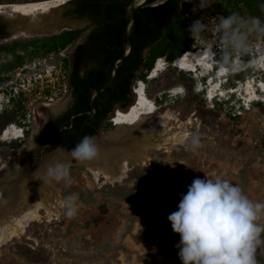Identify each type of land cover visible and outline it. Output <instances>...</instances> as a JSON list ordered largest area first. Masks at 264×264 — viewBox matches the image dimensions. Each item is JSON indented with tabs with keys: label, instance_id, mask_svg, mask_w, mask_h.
<instances>
[{
	"label": "rangeland",
	"instance_id": "rangeland-1",
	"mask_svg": "<svg viewBox=\"0 0 264 264\" xmlns=\"http://www.w3.org/2000/svg\"><path fill=\"white\" fill-rule=\"evenodd\" d=\"M70 1L51 4L47 13L26 15L11 7L3 9L0 44L31 41L69 30H80V38H84L94 24L67 18V11L74 7ZM198 3L199 0L181 1V24L175 30L185 29L190 51L208 48L211 56L215 55L214 61L219 68L223 66L224 47L215 26L219 16L226 17L224 2L204 0V8L197 7ZM242 17L251 18L246 11ZM197 19L208 24V30L194 41L188 28ZM249 40L251 51L233 56L232 63L237 59L241 69L245 68L241 63L248 61L257 62V65L235 75L229 68L231 74L228 72L211 88L207 84L210 79L201 78L203 71L194 74L182 71L166 57H163L165 69L159 77L149 80L152 71L147 73L144 83L149 97L162 112H169L167 128L178 132L184 125L183 135L198 133L202 148L191 150L187 144L178 143L153 149L149 165L130 160L126 179L117 184L96 180L84 164L68 155L72 184L55 182V185L63 199L71 194L78 195L77 214L69 218L63 210L60 218H51L42 211L40 218L26 223L24 234L0 248V264H182L176 247L180 236L173 232L168 216L178 210L181 194L186 193L195 178L227 179L239 185L250 200L264 203V91L259 90L264 88L261 69L264 68V40L255 34ZM72 48L73 45L68 47L67 56ZM44 56L42 53L32 58L26 56L24 64ZM62 58L57 54L56 61ZM11 62V58L0 57L1 79L16 81L20 78L17 69L8 77L1 71ZM70 62V58L64 59V69L68 73ZM222 68L225 73L228 67ZM208 73L213 76L212 70ZM141 81L138 78L134 87ZM208 89H211L212 101L206 97ZM29 90L20 92L10 103L6 102V111L0 115V221L23 215L25 210H17V207L32 191L31 183H39L46 166L60 157V153L41 152L40 135L51 117L68 108L70 90L65 92L64 88L46 84H36ZM2 91L8 93L10 88ZM50 97L54 100L50 101ZM3 116H13L15 121L2 129ZM111 117L98 135L101 140L120 128L112 123ZM11 125L25 128L24 138L4 141L2 134ZM174 172L186 177L175 179ZM40 184L45 185V189L50 187L47 182ZM13 209L16 210L12 213ZM259 223L264 224V218ZM261 238L264 239V234ZM255 257L257 264H264V244L257 247Z\"/></svg>",
	"mask_w": 264,
	"mask_h": 264
},
{
	"label": "trees",
	"instance_id": "trees-1",
	"mask_svg": "<svg viewBox=\"0 0 264 264\" xmlns=\"http://www.w3.org/2000/svg\"><path fill=\"white\" fill-rule=\"evenodd\" d=\"M128 1H70V4L74 5L73 12L77 17L90 18L96 26L88 35L87 41L78 46L76 60L70 63L72 68L70 86L74 104L58 118L51 130V133H55V138L64 136L69 141L75 139L69 150L74 148L84 136L98 135L117 105L125 109L133 102L135 81L140 78L146 82L147 73L154 69L159 58L166 57L171 63L190 51L187 46L189 36L185 29L179 27L175 30L176 26L181 24L179 14L182 0H167L155 7L137 9L130 32L134 47L132 57L126 64L118 67L117 83L110 85L105 92L95 97L94 110L90 102L91 90L104 88L111 78L107 72L109 64L112 60L122 57L126 51L123 29ZM223 2L226 17L231 13L242 17L243 12L246 11L251 17H257L264 22V8H262L264 0H223ZM81 34L80 30H69L45 38L1 45L0 51L14 55L11 64L1 71L10 72L21 67L26 56L32 58L41 53L46 55L64 50L74 44ZM21 51H25V55H19ZM146 51L148 54L145 53ZM83 61L94 62L85 74L81 72ZM94 111L95 114L92 115ZM2 118V129L15 121L13 116ZM63 118L66 120L59 123ZM48 135L49 133L46 135L44 133L43 137ZM55 147H57L56 143L52 148L46 149V153H51ZM174 177L181 179L186 176L181 172H174Z\"/></svg>",
	"mask_w": 264,
	"mask_h": 264
},
{
	"label": "clouds",
	"instance_id": "clouds-1",
	"mask_svg": "<svg viewBox=\"0 0 264 264\" xmlns=\"http://www.w3.org/2000/svg\"><path fill=\"white\" fill-rule=\"evenodd\" d=\"M197 7L204 8V0H199ZM207 30L208 24L202 19L194 20L188 28L194 41ZM215 31L224 47L221 63L235 71L238 65L232 64V57L251 51L249 37L253 34L264 39V22L257 17L245 19L231 13L227 17L219 16ZM182 143L191 150L203 147L198 133L188 134ZM69 153L72 160L84 164L97 160L100 148L95 137L84 136ZM39 180L71 185L70 163H49ZM78 199V195L71 194L62 201L67 217L77 214ZM262 218L264 203L250 200L239 185L227 179L212 180L207 176L192 181L187 193L181 194L178 210L168 216L173 232L180 236L176 247L182 264H257V247L264 244L261 238L264 224L259 223Z\"/></svg>",
	"mask_w": 264,
	"mask_h": 264
},
{
	"label": "bare ground",
	"instance_id": "bare-ground-1",
	"mask_svg": "<svg viewBox=\"0 0 264 264\" xmlns=\"http://www.w3.org/2000/svg\"><path fill=\"white\" fill-rule=\"evenodd\" d=\"M67 1L70 0L0 5V13L8 7L26 15L36 12L47 13L52 7L51 4H62ZM207 49L189 51L178 57L175 63L173 62V66L186 72L198 73L203 69V73L200 75L210 79L207 84L211 88L220 82L225 73L220 71L215 77L216 72L214 70L215 76H211V73L207 72L214 60L211 56L212 52ZM165 65L164 59L159 58L150 73L149 80L159 77L160 73L165 69ZM241 66L246 69L256 66V63H241ZM234 73L239 74L240 71H235ZM251 84L252 82L248 87L250 90ZM216 89L217 87L212 91V97H214ZM134 93L138 102L129 110L118 109L113 115L112 123L120 128L106 135L105 141L96 140L100 148L99 158L92 162L84 163L86 169L93 174L96 180L104 179L109 184L121 183L126 179L130 170V160L135 161L139 165H149L151 150H160L173 144L182 143L187 136L183 135L181 131L184 125L178 128V132H173L167 128L170 122L169 112H162L158 104L148 96L147 86L144 82H138L137 86L134 87ZM173 93L176 95L180 94V92L176 91ZM209 99L212 98L209 96ZM251 102L254 103L256 100H251ZM24 136V134H21L20 128L13 125L5 129L2 139L4 141L19 140L24 138ZM55 161L68 163L70 162V157L61 152L60 157H57ZM42 175L39 176V179ZM40 182L31 183V187L28 186L32 188V191L24 196V201L19 204L18 209L16 208L20 211L25 210L23 215L13 220L0 221V248L14 238L24 234L26 223L31 219L40 218L42 211H45L47 216L51 218H60L63 215L64 209L61 207V203L64 199L55 185V181L49 183L50 187L47 189ZM16 209L11 210V212H15Z\"/></svg>",
	"mask_w": 264,
	"mask_h": 264
},
{
	"label": "built area",
	"instance_id": "built-area-1",
	"mask_svg": "<svg viewBox=\"0 0 264 264\" xmlns=\"http://www.w3.org/2000/svg\"><path fill=\"white\" fill-rule=\"evenodd\" d=\"M68 47L64 50H59L58 52L48 53L44 57L34 58L32 62L23 64L21 67L17 68V74L20 78L16 81L10 80L9 83H6L0 88V91L3 89L8 90V88H10L8 93L3 91L0 93V115L6 111V102L10 103L13 98L20 95V92L25 93V91H30L29 88H32L36 84H46L48 87L52 88L58 86L59 88H64L65 92L70 90V72L68 73L66 69H64V59L70 58L65 54ZM57 54L63 57L62 60L56 61ZM21 75L23 76L21 77ZM12 90L14 92H12ZM48 99L50 101L54 100L53 97ZM15 126L17 127V125ZM19 128L21 134H25V128Z\"/></svg>",
	"mask_w": 264,
	"mask_h": 264
},
{
	"label": "water",
	"instance_id": "water-1",
	"mask_svg": "<svg viewBox=\"0 0 264 264\" xmlns=\"http://www.w3.org/2000/svg\"><path fill=\"white\" fill-rule=\"evenodd\" d=\"M45 1H51V0H0V5L37 3V2H45ZM166 1L167 0H129L126 3L125 25H124V29H123L124 46L126 48V51L122 57H119V58L112 60V62L109 64L107 72L109 75H111V78L107 81L104 88L102 90H97L95 88H93L91 90L90 102H91V106L94 110H95V107H94L95 97L98 94H102L103 92H105L110 85H115L117 83L118 67L126 64L130 60V58L132 57L134 47H133V44H132V41L130 38V32H131V28H132L134 20H135L136 10L139 8L148 7V6L155 7V6L163 4ZM145 53H147V51ZM174 63H175V61H174ZM133 91H134V89H133ZM136 102H138V101H137V98L134 94L133 102L129 106H127L125 109H121V108H117V109L129 110L134 106V104ZM87 113H90V112H87ZM94 114H95V111L92 115H94ZM111 118L113 119V115ZM98 135H100V133ZM98 135L93 136V137H95L96 140L105 141V140L99 139ZM54 152L55 153L62 152V153H65L66 155H70L69 152H67L63 149H57Z\"/></svg>",
	"mask_w": 264,
	"mask_h": 264
},
{
	"label": "flooded vegetation",
	"instance_id": "flooded-vegetation-1",
	"mask_svg": "<svg viewBox=\"0 0 264 264\" xmlns=\"http://www.w3.org/2000/svg\"><path fill=\"white\" fill-rule=\"evenodd\" d=\"M73 9H74V7L72 9H70V10L67 11V15H66L67 18H76L78 20H87V21L91 22L92 24H94L93 20L90 19V18H79V17H77L74 14V12H73L74 10ZM95 26L96 25L94 24L90 29H88L85 32L86 34L84 35V38H80L79 41L77 40L74 44H72L73 45V48H72V50L70 52L71 54L69 56L70 57V60H71L70 63H72V62H74L76 60V53H77L78 46H80L81 44H84L87 41L88 35L92 32V30L95 28ZM2 30H3L2 29V24L0 23V37L2 36ZM0 43H2V42H0ZM11 43H13V42H11ZM11 43H8L7 42V44H11ZM1 45H5V43L0 44V46ZM18 54L19 55H25V51H21ZM13 56L14 55L12 53H5L3 51H0V57H2V58L7 57V58H11L12 59ZM86 60H88V59H86ZM93 65H94V62H92V61H90L89 63H88V61H83V63H81V67H82V71L81 72H82V74H85L86 70L89 69L90 67H92ZM71 69L72 68L70 67V73H71ZM10 73H11V71L10 72H7V73L5 71H3V74L7 75V77L9 76ZM9 82H10V80H4V79H1L0 78V88L2 86H4L6 83H9ZM69 82H70V74H69ZM70 88H71V86H70ZM70 97H71V102H70V105L68 106V108L64 112L60 113L59 115H57L55 117H51L46 122V124L43 127V130H42L41 135H40V140H41V144H42L41 152L43 154H47L46 153V149L52 148L55 145V143L57 144V147H55V149H53V151H51V153L54 152V151H56L57 149H63L65 151L69 152V149H68L69 146H72L73 143L75 142V139L69 141L68 139H65L64 136L59 137V138H55V133H51L52 132L51 131L52 130V126L56 123V121L58 120V118L61 115H63L65 112H67L73 106V104H74V101L75 100H74V96H73V94L71 92V89H70ZM117 108H121V107L119 105H117L113 109V111L110 113V117L113 114L115 115L116 111L118 110ZM65 120L66 119L63 118V119H61V121L59 123L64 122ZM44 133H45V135L47 133H49V135L47 137H43Z\"/></svg>",
	"mask_w": 264,
	"mask_h": 264
}]
</instances>
